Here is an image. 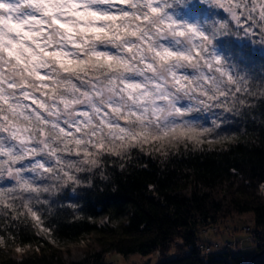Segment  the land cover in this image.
<instances>
[{
	"label": "snow or ice",
	"instance_id": "6c2138e0",
	"mask_svg": "<svg viewBox=\"0 0 264 264\" xmlns=\"http://www.w3.org/2000/svg\"><path fill=\"white\" fill-rule=\"evenodd\" d=\"M236 30L264 44V0H0V205L51 234L46 194L104 157L230 139L206 114L264 96L217 49Z\"/></svg>",
	"mask_w": 264,
	"mask_h": 264
},
{
	"label": "trees",
	"instance_id": "16d2710c",
	"mask_svg": "<svg viewBox=\"0 0 264 264\" xmlns=\"http://www.w3.org/2000/svg\"><path fill=\"white\" fill-rule=\"evenodd\" d=\"M193 11L201 18L230 20L227 13L202 4ZM216 46L259 91L264 44L236 30L218 37ZM248 100L238 111L206 114V124L217 116L223 121L218 131L230 139L166 145L150 153L133 149L124 159L104 157L101 168L80 174L83 183L75 191L69 186L56 195L46 194L49 205L41 207L51 234L32 228L30 217L13 212L6 203L0 205V264H105L104 257L112 254H158L159 264H245L230 252L203 254L199 233L248 214L256 231L264 232V96ZM93 235L82 262L67 263L65 254L51 245L78 243ZM175 245L178 254L169 258ZM26 247L38 251L22 256L10 252ZM249 262L264 264V248Z\"/></svg>",
	"mask_w": 264,
	"mask_h": 264
},
{
	"label": "rangeland",
	"instance_id": "374dc122",
	"mask_svg": "<svg viewBox=\"0 0 264 264\" xmlns=\"http://www.w3.org/2000/svg\"><path fill=\"white\" fill-rule=\"evenodd\" d=\"M247 228L255 230L254 218L251 214L244 216H235L230 219L221 221L217 225L210 226L203 229L199 233L200 242L199 250L203 254H214L218 252H230L237 256L242 257L245 264L249 262V259L257 253L258 250L264 248V233L262 237H253L255 234L246 232ZM96 237L88 236L78 243H70L64 246H58L51 243L55 250H61L65 254V260L67 263L82 262L86 259L88 248L93 243ZM204 242V243H203ZM233 243L231 248L229 244ZM177 246H173V249L169 255V258L175 257L177 253ZM203 248V249H202ZM38 250L35 247L26 248H12L10 252L13 255H26L34 254ZM162 257L160 255H153L144 257L142 255H132L124 257L121 255H107L104 257L105 264H159ZM251 262H249L250 264Z\"/></svg>",
	"mask_w": 264,
	"mask_h": 264
},
{
	"label": "built area",
	"instance_id": "2783aa9c",
	"mask_svg": "<svg viewBox=\"0 0 264 264\" xmlns=\"http://www.w3.org/2000/svg\"><path fill=\"white\" fill-rule=\"evenodd\" d=\"M216 225H217V224H216ZM246 232H248V233H252V234H253V232H254L255 234L253 235V237H258V238L262 237V234L264 233V232H262V231L251 230V228H247V229H246ZM229 245H230V246H228V248H229V247L231 248V245H232V247L234 246L233 243H230ZM202 249H203V248H202ZM220 253H227V252H226V251H224V252H218V254H220Z\"/></svg>",
	"mask_w": 264,
	"mask_h": 264
},
{
	"label": "water",
	"instance_id": "95a60500",
	"mask_svg": "<svg viewBox=\"0 0 264 264\" xmlns=\"http://www.w3.org/2000/svg\"><path fill=\"white\" fill-rule=\"evenodd\" d=\"M250 264H254V262H251Z\"/></svg>",
	"mask_w": 264,
	"mask_h": 264
},
{
	"label": "bare ground",
	"instance_id": "6f19581e",
	"mask_svg": "<svg viewBox=\"0 0 264 264\" xmlns=\"http://www.w3.org/2000/svg\"><path fill=\"white\" fill-rule=\"evenodd\" d=\"M257 263V262H256Z\"/></svg>",
	"mask_w": 264,
	"mask_h": 264
}]
</instances>
